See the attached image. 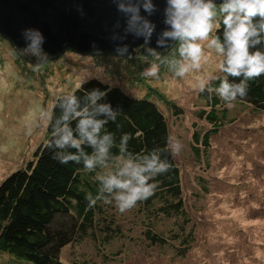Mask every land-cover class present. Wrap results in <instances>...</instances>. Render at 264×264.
Instances as JSON below:
<instances>
[{
  "label": "rangeland",
  "instance_id": "1",
  "mask_svg": "<svg viewBox=\"0 0 264 264\" xmlns=\"http://www.w3.org/2000/svg\"><path fill=\"white\" fill-rule=\"evenodd\" d=\"M201 43L206 59L199 71L175 76L168 62L179 60L177 45L159 60L173 73L159 71L158 78H150L141 73L153 60H141L137 54L125 61L65 51L37 70L0 39V181L23 166L44 140L54 98L90 78L150 96L165 114L170 136H178L185 145L175 157L185 206L195 225V242L185 257L137 242L119 240L99 249L84 240L62 249L61 264H74V258L90 264H264V112L235 104L225 107L221 124L198 120L196 111L205 108L198 81L211 78V90L222 59ZM168 101L182 109L181 117L174 118ZM217 116L222 118L220 111ZM195 124L211 131L208 148L203 152L200 145L199 156L191 149ZM0 264L27 262L0 254Z\"/></svg>",
  "mask_w": 264,
  "mask_h": 264
},
{
  "label": "trees",
  "instance_id": "2",
  "mask_svg": "<svg viewBox=\"0 0 264 264\" xmlns=\"http://www.w3.org/2000/svg\"><path fill=\"white\" fill-rule=\"evenodd\" d=\"M220 19L218 13L217 21ZM222 33L223 25L220 24L219 31L214 34L220 35L222 39ZM0 39L8 42L4 38ZM9 45L13 47L10 43ZM177 45L175 43L170 50L159 54L160 60L171 54ZM256 49L264 51V38ZM138 54L149 61L155 59L147 53ZM131 55V59H134L136 54ZM103 56L125 61L128 57ZM30 62L31 65L38 63L35 58ZM129 62L134 64L136 61ZM162 62L164 61H159L160 72L173 73L162 66ZM222 75L219 72L217 77ZM229 79L239 82V78ZM219 83L220 80L215 78L211 90L199 92L205 108L196 111L198 120L209 124L223 122L226 105L214 91ZM93 90L105 93L95 105L89 99V93ZM73 95L77 101V111L92 112L96 106L105 103L110 104L113 111H118L116 120H109L102 129V134L110 132L114 135L115 146L111 149L113 157L120 153V138L124 134L130 137L125 147V156L128 153L140 154L162 149L170 136L171 127L165 114L148 95L136 96L120 86H110L97 78L81 82L68 93H59L50 109L44 140L38 144L32 156L24 161L23 166L0 181V254L8 255L14 262L61 264L62 249L68 245L91 240L101 249L123 240L169 251L175 257H185L195 242V225L185 206L181 170L175 157L168 155L172 168L168 173L155 178L158 186L154 194L138 202L131 210L121 213L114 204L102 201H97L93 207L88 206L86 194L90 192L93 198L96 197L98 176L109 171L113 161L109 162V167L98 168L92 173L84 169L82 162L61 163L55 158L58 153H77L75 148L66 146L60 149L55 146L58 138L55 130L65 123L62 117L68 100ZM167 104L175 119L181 117L182 109L178 105L171 101ZM235 104L247 107L252 112H264V75L250 80L247 95L238 98ZM218 111L222 115L220 120ZM70 127L75 135V117H70ZM215 129L218 128L213 130ZM210 134L211 131H203V127L197 124L193 126L191 149L196 155L199 156L202 149L203 152L207 150ZM200 145L203 146L202 149ZM82 148L85 153L92 151L86 143L82 144ZM73 263L90 264L75 258Z\"/></svg>",
  "mask_w": 264,
  "mask_h": 264
},
{
  "label": "clouds",
  "instance_id": "3",
  "mask_svg": "<svg viewBox=\"0 0 264 264\" xmlns=\"http://www.w3.org/2000/svg\"><path fill=\"white\" fill-rule=\"evenodd\" d=\"M123 18V33L120 39L131 34L142 38L139 47L155 59L143 70L142 76L158 78L161 59L158 49L169 46V42L178 44L179 60L169 61L176 77H184L190 72L199 71L202 61L206 59L207 49L214 50L222 57L219 62V72L223 75L216 77L220 80L214 91L225 102L229 109L235 107L238 98H244L248 91V82L264 75V51L256 46L264 38V0H221L219 5L215 0H165L163 9L164 28L157 33L156 24L150 17L157 11L153 0H112ZM76 11L84 15L83 8L77 5ZM221 19L217 21V15ZM223 25L222 39L214 34ZM121 26L118 20L115 27ZM156 36V47H151L153 36ZM24 47L18 48L20 54L34 57L40 64L47 62L48 53L43 45L45 37L37 28H24L20 33ZM112 39H116L113 35ZM95 47V44H93ZM128 45L118 46V57H126ZM255 49V50H253ZM229 77L239 78V82ZM211 78L200 79L198 89L204 92L209 88ZM105 95L104 92L93 90L89 99L93 105ZM118 111H113L110 104H100L92 112L77 111L75 96H71L65 108V121L58 129L55 146L64 149L66 146L75 148L76 154H57L55 157L61 163L74 161L83 164L87 172H96L98 168L112 167L106 173L98 176L99 187L96 197L89 192L86 194L88 206L93 207L97 201L114 204L116 209L124 213L136 207L137 203L152 196L157 188L155 178L166 174L172 168L168 155L176 157L185 149L183 141L178 136H169L162 149L150 152L124 155L125 147L130 139L128 134L120 138V153L117 157L111 155L115 146L114 135L102 129L109 120L115 121ZM70 117L76 118L75 135L70 127ZM103 117V118H100ZM92 149L85 153L82 144ZM51 145H49L50 147ZM162 153L164 155H162Z\"/></svg>",
  "mask_w": 264,
  "mask_h": 264
},
{
  "label": "water",
  "instance_id": "4",
  "mask_svg": "<svg viewBox=\"0 0 264 264\" xmlns=\"http://www.w3.org/2000/svg\"><path fill=\"white\" fill-rule=\"evenodd\" d=\"M157 11L150 17L156 24L159 33L163 24L165 0H153ZM219 5L221 0H215ZM77 5L82 6L84 15L76 11ZM121 26L115 27L117 21ZM37 28L44 37V50L48 60L58 57L65 51H74L83 55H117L116 48L128 45V55L147 53L139 47L143 40L131 34L120 39L123 33V18L112 0H0V37L6 39L15 51L26 60L34 57L22 55L17 50L24 47L20 36L24 28ZM113 35L116 39H112ZM154 35L151 47H156ZM95 44V47H93ZM169 46L158 49L159 54L172 48ZM148 54V53H147ZM47 60V61H48Z\"/></svg>",
  "mask_w": 264,
  "mask_h": 264
},
{
  "label": "built area",
  "instance_id": "5",
  "mask_svg": "<svg viewBox=\"0 0 264 264\" xmlns=\"http://www.w3.org/2000/svg\"><path fill=\"white\" fill-rule=\"evenodd\" d=\"M137 56H139L141 60H143V59L145 60V58H144V56H143V55H141V54H137ZM141 56H143V57H141ZM131 57H132V55H131V54H129V55H128V58H131Z\"/></svg>",
  "mask_w": 264,
  "mask_h": 264
},
{
  "label": "bare ground",
  "instance_id": "6",
  "mask_svg": "<svg viewBox=\"0 0 264 264\" xmlns=\"http://www.w3.org/2000/svg\"><path fill=\"white\" fill-rule=\"evenodd\" d=\"M107 254H108V253H107ZM107 254H106V255H107ZM108 255H109V254H108Z\"/></svg>",
  "mask_w": 264,
  "mask_h": 264
}]
</instances>
